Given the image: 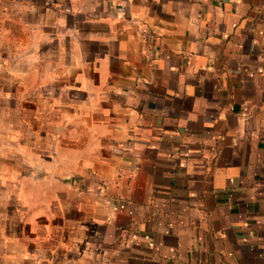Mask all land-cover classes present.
<instances>
[{"label": "crops", "instance_id": "0c3cea01", "mask_svg": "<svg viewBox=\"0 0 264 264\" xmlns=\"http://www.w3.org/2000/svg\"><path fill=\"white\" fill-rule=\"evenodd\" d=\"M0 264H264V0H0Z\"/></svg>", "mask_w": 264, "mask_h": 264}]
</instances>
